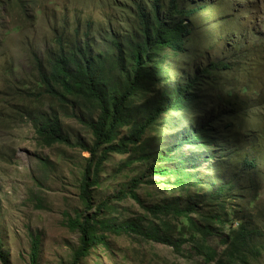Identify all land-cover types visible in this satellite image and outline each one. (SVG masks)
Listing matches in <instances>:
<instances>
[{"label":"rangeland","instance_id":"1","mask_svg":"<svg viewBox=\"0 0 264 264\" xmlns=\"http://www.w3.org/2000/svg\"><path fill=\"white\" fill-rule=\"evenodd\" d=\"M168 3L162 0L163 9ZM178 4L188 10L202 9L189 20L194 33L189 52L179 58L178 66L182 69L185 63L199 67L198 62L229 61L232 70L217 82L247 96L250 103L243 117L246 128L237 122L238 129L228 141L235 154L223 163L228 162L229 174L241 168V160L249 153L245 137L258 133L259 170L250 176L242 174L236 186L241 202L235 200L231 206L238 219L257 230L258 253L247 256V262L264 264V0H178ZM140 5L149 8L151 4L149 0H0V253L9 264H32L34 239L39 241L37 264H214L207 263L188 244L179 253L170 246L126 234H106L104 244L75 262L73 254L80 246V234L70 229L68 221L86 211L80 180L90 155L79 145L45 147L36 133L34 119L55 112L73 143L93 145L91 131L82 122L86 113L76 107L67 110L45 96L38 88L37 70L68 42L87 37L93 46L106 49L111 46V35L119 40L130 35ZM186 123L183 113L164 116L144 140L154 151L161 140L178 134ZM213 163H201L199 168L212 175L206 169L210 165L217 169ZM147 164L135 152L110 155L103 165L100 184L91 189L94 208L106 200L112 206L109 213H103L104 221L152 219L145 208L183 203L185 197L172 184L174 180L155 176L136 191L142 204L131 197L123 201L113 198L128 192V182L145 172ZM253 188L256 193L252 196ZM168 220L173 226L182 221L174 216ZM214 227L219 236L209 239L208 246L218 252L216 261L225 264L220 257L225 249L221 239L237 225Z\"/></svg>","mask_w":264,"mask_h":264},{"label":"trees","instance_id":"2","mask_svg":"<svg viewBox=\"0 0 264 264\" xmlns=\"http://www.w3.org/2000/svg\"><path fill=\"white\" fill-rule=\"evenodd\" d=\"M168 2L165 9L162 0H149V8L138 6L130 35L126 34L122 40L111 35V46L106 49L93 46L87 37L66 45L60 41L59 50L49 55L46 65L37 70L38 88L67 110L76 107L86 113L82 122L93 137L92 146L73 143L55 112L34 119L37 136L45 147L79 145L90 155L80 180V197L86 211L76 220L68 221L70 229L80 234V246L73 254L75 262L104 244L106 234H126L170 246L179 253L188 244L207 263L224 264L222 260L216 261L218 252L208 246V240L219 236L214 224L225 228L233 223L237 228L221 239L225 249L220 257L225 264L236 261L249 264L247 256L258 253L256 228L238 219L231 206L235 200L241 202L236 186L242 174L250 176L259 170L258 133L251 132L245 137L249 153L241 160V168L229 174L228 162L223 163L235 154L228 141L238 129L237 122L241 128L245 127L243 117L250 103L247 96L217 82L232 70L229 61H210L204 65L195 60L199 67L194 63H185L182 69L178 66L179 58L189 52L187 47L194 33L189 20L202 9L182 8L178 0ZM243 92L247 93V88ZM174 113L186 114L185 128L161 140L153 151L144 140L146 133L162 117ZM132 152L148 163L146 170L128 182V192H119L113 198L123 201L131 197L142 204L136 191L147 183L146 179L155 176L174 180L172 184L185 197L183 203L150 208L143 205L152 219L104 221L103 213H109L112 206L106 200L94 208L91 189L100 184L103 165L110 155ZM154 154H159L158 158ZM213 161L218 168L210 165L206 169L212 175L199 168L201 163ZM254 188L252 196L256 193ZM92 210L94 214L86 215ZM171 216L182 219L179 226L169 222ZM37 253L39 241L34 239L32 264H37ZM0 259L9 264L1 253Z\"/></svg>","mask_w":264,"mask_h":264}]
</instances>
